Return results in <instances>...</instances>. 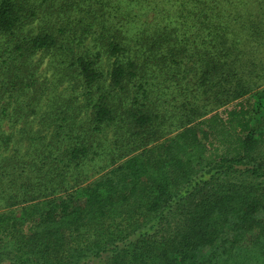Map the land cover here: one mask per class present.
Segmentation results:
<instances>
[{
	"label": "trees",
	"instance_id": "16d2710c",
	"mask_svg": "<svg viewBox=\"0 0 264 264\" xmlns=\"http://www.w3.org/2000/svg\"><path fill=\"white\" fill-rule=\"evenodd\" d=\"M70 1L0 0V264H264V0Z\"/></svg>",
	"mask_w": 264,
	"mask_h": 264
},
{
	"label": "rangeland",
	"instance_id": "374dc122",
	"mask_svg": "<svg viewBox=\"0 0 264 264\" xmlns=\"http://www.w3.org/2000/svg\"><path fill=\"white\" fill-rule=\"evenodd\" d=\"M105 5L106 8H101L100 4H97L94 0H85V1H70V4H73V9L68 13L67 16H70V22L73 25H77L78 20L82 17L88 24H91V32H94L95 29H100L102 27L105 28H116V26L122 25L125 31L126 37H133L138 38L141 33L140 31L144 28L145 20L144 19H134V15H141L140 10L138 11L137 7H134L132 10V15L130 20L121 21V16L124 13L125 9H120L119 4L122 0H101ZM79 2V4H78ZM77 4V6H75ZM132 9V7H130ZM127 11V9H126ZM128 12V11H127ZM117 19H116V17ZM98 31L96 30L94 38L98 37ZM107 68V67H106ZM61 89L66 87V85H60ZM70 86V84H69ZM61 91V90H60ZM46 99H53L50 95H47ZM108 132V138H112V130L110 129ZM101 166L104 167L109 163L108 156L102 157ZM105 164V165H104ZM97 168V167H96ZM78 171V170H76ZM94 172H88L89 175L93 174ZM75 172H72V177L74 178ZM84 176V175H83ZM86 177V176H85ZM82 181L85 180L81 179ZM0 204H2L0 202Z\"/></svg>",
	"mask_w": 264,
	"mask_h": 264
}]
</instances>
